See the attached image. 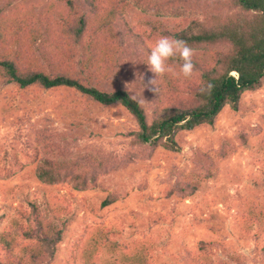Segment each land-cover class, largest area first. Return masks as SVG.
<instances>
[{"label":"trees","instance_id":"trees-1","mask_svg":"<svg viewBox=\"0 0 264 264\" xmlns=\"http://www.w3.org/2000/svg\"><path fill=\"white\" fill-rule=\"evenodd\" d=\"M11 1L0 0V82L21 91L64 90L63 100L77 94L80 103L101 108L119 106L134 123V128L123 134L122 153L73 155L76 136L69 138L46 127L38 130L34 175L45 185H67L75 191L102 188V177L151 159L158 149L178 153L183 133L213 126L225 107L237 111L244 93L264 87V0H64L65 10L58 18L50 12L37 15L26 3L12 5ZM133 8L145 15L180 21L178 31L163 35L185 40L193 48L192 76L179 74L182 61L174 57L167 62L173 71L158 76L155 85H148L155 78L146 65L154 45L128 25L126 14ZM116 24L123 32L122 44ZM125 58H139L134 69L143 75L137 87L145 104L112 80ZM22 123L20 119L18 127ZM248 130L235 136L238 145L224 142L214 152L213 163L206 153L207 159H196L198 176L209 178V169L216 161L236 153L251 137L264 136L259 126ZM0 160V178H9L23 168L19 157L7 150L2 151ZM170 176L174 179L168 197L185 199L196 192V185L182 173ZM117 199V194H110L101 205ZM240 211L243 225L250 227L258 219L246 204ZM38 213L33 204L15 212L8 229L0 235V264L51 263L63 231L48 227ZM100 237L95 239L99 250L103 249ZM208 245L199 244L200 253L193 255L197 264H212L205 257ZM262 253L264 256V250ZM152 255L150 249L132 247L107 264H154ZM246 262L245 256L237 255L221 264Z\"/></svg>","mask_w":264,"mask_h":264},{"label":"rangeland","instance_id":"rangeland-1","mask_svg":"<svg viewBox=\"0 0 264 264\" xmlns=\"http://www.w3.org/2000/svg\"><path fill=\"white\" fill-rule=\"evenodd\" d=\"M18 3L31 6L37 15L50 12L53 18L65 10L64 0L11 1L12 5ZM126 21L149 37L152 45L164 32L180 29L179 20L145 15L136 8L127 12ZM115 28L122 44L123 32L118 24ZM138 60L125 58L112 80L145 104L134 69ZM64 94V90L21 91L0 82V154L7 150L23 164L13 176L0 178V235L18 209H29L33 204L48 227L63 231L49 264H107L132 247L150 249L154 264H197L193 255L200 253L202 242L209 243L205 257L212 264L237 255L247 258L245 264H264V136L251 137L236 153L214 162L209 178L202 179L195 171V160L207 159L205 153L213 163L214 152L224 142L238 145L235 136L239 132L249 133V127L257 126L264 131V87L244 93L237 111L225 107L213 126L183 133L178 153L158 149L151 159L102 177V188L87 191L45 185L36 179L35 133L46 127L69 138L76 136L73 155L122 153L123 134L133 129L134 123L119 106L101 108L80 103L77 94L63 100ZM20 119L23 123L18 127ZM2 163L0 160V167ZM170 173L190 178L196 185L193 196L168 197L174 179ZM110 194H117L118 199L102 206ZM244 204L258 218L250 227L240 222ZM98 235L101 250L95 245Z\"/></svg>","mask_w":264,"mask_h":264},{"label":"clouds","instance_id":"clouds-1","mask_svg":"<svg viewBox=\"0 0 264 264\" xmlns=\"http://www.w3.org/2000/svg\"><path fill=\"white\" fill-rule=\"evenodd\" d=\"M193 55V48L185 40L178 39L174 36H160L147 55L146 65L148 66V70L155 76L154 79L148 81V85H155L158 76L173 71L167 62L174 57H178L182 61L179 65V74L185 78L192 76L195 70V65L192 62ZM138 77L143 80L142 74H138ZM211 87V84L207 85L209 90ZM152 90L156 91L155 87H152Z\"/></svg>","mask_w":264,"mask_h":264}]
</instances>
